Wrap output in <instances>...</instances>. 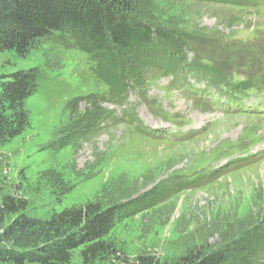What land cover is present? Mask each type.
Listing matches in <instances>:
<instances>
[{
    "label": "rangeland",
    "instance_id": "rangeland-1",
    "mask_svg": "<svg viewBox=\"0 0 264 264\" xmlns=\"http://www.w3.org/2000/svg\"><path fill=\"white\" fill-rule=\"evenodd\" d=\"M260 6L157 0L155 25L166 43L140 54L115 51L128 68L147 57L183 55L211 60L227 75H264V0ZM61 36L23 57L0 53V76L28 69L38 75L27 131L0 147L2 191L24 196L36 217L113 195L126 204L112 231L129 256L169 260L205 247L222 249L227 264H264V155L232 164L261 139L255 151L264 153V113L254 109H264V90L254 108L246 105L250 111L233 105L223 114L208 92L188 91L185 84L202 79L173 83L148 66L139 75L143 85L130 87L123 104L93 74L88 55ZM225 161L229 166L215 172ZM125 193L131 195L121 199Z\"/></svg>",
    "mask_w": 264,
    "mask_h": 264
},
{
    "label": "trees",
    "instance_id": "trees-1",
    "mask_svg": "<svg viewBox=\"0 0 264 264\" xmlns=\"http://www.w3.org/2000/svg\"><path fill=\"white\" fill-rule=\"evenodd\" d=\"M209 1L263 7L256 0ZM156 5L157 0H0V53L23 57L50 35L58 33L61 39L67 35L94 64L93 74L123 104L130 87L143 85L139 75L148 66L177 81L191 75L222 91L233 89L231 97L250 93L264 83V75H227L225 68L211 60L190 61L183 55L166 60L147 57L137 67L128 68L126 59L115 50L140 54L144 46L166 43L165 34L155 25L159 21ZM37 78L35 69L0 76V147L27 131V100L36 90ZM229 78L240 81L232 84ZM57 180L62 191L64 183ZM114 199L103 196L36 217L29 214L24 196L3 192L0 186V264H227L222 249L200 246L169 260L148 253L129 256L112 231L126 204Z\"/></svg>",
    "mask_w": 264,
    "mask_h": 264
},
{
    "label": "built area",
    "instance_id": "built-area-1",
    "mask_svg": "<svg viewBox=\"0 0 264 264\" xmlns=\"http://www.w3.org/2000/svg\"><path fill=\"white\" fill-rule=\"evenodd\" d=\"M6 174V172H4Z\"/></svg>",
    "mask_w": 264,
    "mask_h": 264
}]
</instances>
